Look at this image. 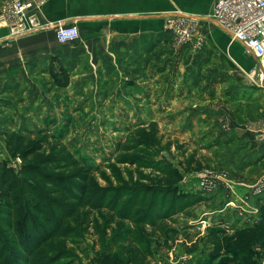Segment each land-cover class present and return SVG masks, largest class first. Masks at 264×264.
Segmentation results:
<instances>
[{"label":"rangeland","instance_id":"374dc122","mask_svg":"<svg viewBox=\"0 0 264 264\" xmlns=\"http://www.w3.org/2000/svg\"><path fill=\"white\" fill-rule=\"evenodd\" d=\"M197 29L195 46L167 28L138 71L57 69L9 83L0 264H253L257 246L232 249L264 220V185L253 188L264 175L263 89L238 42ZM11 134L26 158L6 149ZM37 165L41 174L27 173ZM31 231L42 236L34 246Z\"/></svg>","mask_w":264,"mask_h":264},{"label":"crops","instance_id":"0c3cea01","mask_svg":"<svg viewBox=\"0 0 264 264\" xmlns=\"http://www.w3.org/2000/svg\"><path fill=\"white\" fill-rule=\"evenodd\" d=\"M9 1L0 0V6ZM212 2L46 0L39 14L46 26L41 31L13 37L8 29L0 28V104L5 103L2 96L9 83L17 78L24 81L33 72L49 71L50 67H62L66 72L138 71L151 50L167 40L166 19L172 13L193 17L215 29L208 19ZM58 23L75 24L79 39L58 43L52 28ZM259 92L264 101V91Z\"/></svg>","mask_w":264,"mask_h":264},{"label":"built area","instance_id":"2783aa9c","mask_svg":"<svg viewBox=\"0 0 264 264\" xmlns=\"http://www.w3.org/2000/svg\"><path fill=\"white\" fill-rule=\"evenodd\" d=\"M46 0H11L0 8V28L9 30L11 36L33 34L46 26L40 21V9ZM216 29L229 37V42H238L246 54L254 60L258 79L253 84L261 88L264 59V0H213L208 18ZM58 43L66 44L79 39L75 24L58 23L52 27ZM166 28L176 29L180 39L200 45L198 22L195 18L172 13L166 19ZM255 74V73H254ZM253 81V80H252ZM264 137V131L260 133ZM264 185V175L254 185L257 191ZM264 189V188H262ZM234 206V204H231ZM255 264H264V254L256 247Z\"/></svg>","mask_w":264,"mask_h":264},{"label":"trees","instance_id":"16d2710c","mask_svg":"<svg viewBox=\"0 0 264 264\" xmlns=\"http://www.w3.org/2000/svg\"><path fill=\"white\" fill-rule=\"evenodd\" d=\"M50 73L51 74H55V70L53 67H50ZM59 71H61L62 73L65 74V76H67V73L65 70L62 69V67H60ZM6 149L10 152V155L14 158L16 156H21L22 158H26L24 152V139L20 136H17L15 134H11V135H8L6 137ZM25 166V165H24ZM23 166V167H24ZM26 167V166H25ZM31 172L28 171L27 173H32L31 175L34 177L36 176L37 174H41L39 173L41 170L40 166L37 165L35 166L34 168H30ZM180 180L179 177H177L176 179H170L168 183H177L178 181ZM169 187V186H168ZM171 188V187H170ZM150 191V190H149ZM152 192V191H151ZM150 192V197H152V200H156V197H155V192L151 193ZM169 194H168V193ZM166 193L167 194H163L162 196H171L172 199L175 200V203H176V195H175V192H172L171 189H167L166 190ZM7 198H10V195L6 193L5 195ZM37 205L38 203H36L34 206H31L29 208V211L31 213H35L39 211H37ZM113 206V205H112ZM95 207H98V206H94ZM35 208V209H34ZM31 213H29L31 215ZM130 211H129V207L125 210V212H119L117 214V216H120V217H126V216H129L130 217ZM39 215V214H38ZM41 216V214H40ZM62 216V215H61ZM147 220L146 217L142 218L141 220L137 221L136 223L138 222H145ZM32 229H35L36 231H42L41 228H38L37 226L35 227H32ZM39 232V233H40ZM222 231H220L221 233ZM30 241H31V246H34L37 244V242L40 241L41 238L39 237L40 234H38V232H35V231H31L30 232ZM238 237H239V240H240V243H238V246L237 248H233L232 250H238L239 247L241 248L240 252H243L245 253L246 249L251 246V245H254V246H259L260 249L262 250V253L264 254V220H262L260 223L256 224V225H252L250 227H246L244 228L242 231H240V233L238 234ZM239 251V250H238ZM235 253V252H234ZM249 259V257H248ZM253 264H255V262L252 261ZM224 264H234V261H226ZM249 264H250V260H249Z\"/></svg>","mask_w":264,"mask_h":264},{"label":"water","instance_id":"95a60500","mask_svg":"<svg viewBox=\"0 0 264 264\" xmlns=\"http://www.w3.org/2000/svg\"><path fill=\"white\" fill-rule=\"evenodd\" d=\"M252 60H253V58H252ZM261 88L264 90V59H263V64H262Z\"/></svg>","mask_w":264,"mask_h":264}]
</instances>
